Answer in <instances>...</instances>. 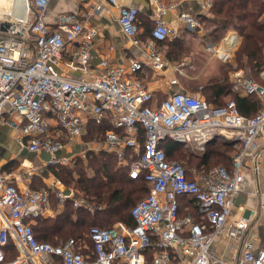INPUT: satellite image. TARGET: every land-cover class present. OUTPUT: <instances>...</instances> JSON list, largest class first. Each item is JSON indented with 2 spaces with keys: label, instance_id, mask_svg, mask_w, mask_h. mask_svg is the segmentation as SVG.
I'll return each mask as SVG.
<instances>
[{
  "label": "built area",
  "instance_id": "obj_1",
  "mask_svg": "<svg viewBox=\"0 0 264 264\" xmlns=\"http://www.w3.org/2000/svg\"><path fill=\"white\" fill-rule=\"evenodd\" d=\"M49 1H27L32 20L6 15L0 19V24L15 27L9 33L0 32V120L5 115L19 117L21 145L30 153L48 154V166L84 159L85 154L61 153L83 143L88 122L102 125L108 121L115 130L105 133L102 149L113 153L122 165H126L128 154L135 156L128 165L129 176L142 175L149 191L130 211L133 227L117 223L111 228L89 229L90 252L73 240L57 246L38 242L31 225L45 217L52 198L60 208L71 201L73 208L93 214L94 206L73 191H65L58 182L42 190L19 189V176L0 171V264H264V248L247 238L250 221L232 218L243 171L250 163L257 173L264 149L258 144L264 141V85L231 74L233 92L259 102L252 118L242 116L233 99L216 108L183 91L157 103L136 75L145 69L164 75L169 67L161 44L177 36V30L164 21L174 6L152 0V26L142 39L137 8L119 6L117 0H95L83 15L62 16L49 26L43 22ZM212 2L198 0L199 15L206 16ZM113 9L121 32L142 50L144 58L125 64L100 58L93 64L96 31L89 19ZM177 20L192 32L203 29L199 17L189 12L179 13ZM232 33L238 40L231 52H218L228 33L217 47H210L223 62L230 60L239 42V36ZM260 76L264 81V73ZM169 84L176 85L177 80L171 79ZM215 138L238 140L230 170L219 166L206 172H187L160 147L169 139L184 147L195 144L203 153L206 143ZM184 198L193 200L197 217L179 216ZM261 214L264 216V206ZM220 239L235 247L228 259L214 255V245ZM10 246L15 251L13 259L8 258Z\"/></svg>",
  "mask_w": 264,
  "mask_h": 264
},
{
  "label": "trees",
  "instance_id": "obj_2",
  "mask_svg": "<svg viewBox=\"0 0 264 264\" xmlns=\"http://www.w3.org/2000/svg\"><path fill=\"white\" fill-rule=\"evenodd\" d=\"M262 14H264V3L261 0H213L209 15L198 17L204 26L213 27L207 33V39L210 40L207 42L208 47H217L227 32L233 31L242 39L236 53L237 67L235 68H250L253 72L260 73L264 70V19L261 18ZM151 26L152 23L149 29ZM180 42L176 38L161 44L169 48L168 53L165 54L168 60L176 61L182 57L184 52ZM234 44L233 42V46ZM201 87L202 92L200 93L203 97L196 98H204L213 107H221L226 102L225 98L231 97L230 99L236 103L238 112L246 118L254 117L259 109L257 98L242 97L233 92L226 69L220 80L207 82ZM86 127L88 134L84 142L94 144L98 142L101 145L104 142L105 133L115 130L108 121L102 125L88 122ZM117 132L121 134V131ZM142 134L143 131L139 128V136L141 137ZM140 142H142L141 138ZM208 145L202 154L192 156L195 160L193 168L196 171L206 172L220 166L230 170L237 145L229 144L221 138H215ZM160 147L165 148L171 158H182L178 151L183 147L182 144L166 139L160 143ZM85 158L86 163L80 158H75L73 169H62L64 166L54 165H50L47 169L65 188H73L87 203L94 206V213H89L83 208H73L72 202H66L62 211L53 218H40L31 225L33 236L38 242L57 246L67 240H73L79 246L87 244L91 252L92 243L88 237L91 227L111 228L117 223L127 227L134 226L130 211L147 196L149 191V186L142 175L137 178L129 176L128 165L135 160V156L128 154L126 165H122L113 153L99 148L97 152L87 151ZM211 159H216L217 163H221V160L228 161V165H210ZM185 168L187 172H190V169ZM192 203L194 204L193 200L189 198L182 199L180 217L187 215L197 217ZM184 206L189 208V212L185 213L182 210ZM261 247L264 248V245L261 244ZM81 252L86 253L85 250ZM14 257L15 251L10 246L8 258L13 259Z\"/></svg>",
  "mask_w": 264,
  "mask_h": 264
},
{
  "label": "crops",
  "instance_id": "obj_3",
  "mask_svg": "<svg viewBox=\"0 0 264 264\" xmlns=\"http://www.w3.org/2000/svg\"><path fill=\"white\" fill-rule=\"evenodd\" d=\"M27 1L28 0H0V19L4 18L6 15L18 20H32L31 12H28L27 9ZM94 1L95 0H50L43 17V22L46 25L54 26L56 21L62 16H81L91 9ZM161 1L166 6H174L169 9L165 15L164 21L167 25L177 30V36L174 39L177 38V40L181 41L180 46H182L184 54L176 61L168 60V58L165 57L169 63V67L164 71V75H157L145 69L139 72L136 78L152 92L158 103L174 92L183 91L196 97L199 92L188 85V82L184 81V79L188 78V74H191L193 72L192 70H195L190 60L195 57L198 58V55L201 56V53L197 51V42L195 40L197 37L205 39L206 34L212 30L213 27L208 28L203 24V29L200 32H192L187 29L183 23L177 20V15L181 12H189L199 16L200 8L198 0ZM117 3L119 6L134 7L139 10V24L141 28L140 38L144 39L147 37L150 31L149 25L152 23L151 18L155 14L152 0H117ZM207 15H209V13ZM116 19V9H113V11L108 14H93L90 17L89 23L96 31V38L94 41L95 58L93 64H97L100 58H107L114 64H125L130 60L144 58L142 50L132 45L131 40L121 32ZM230 32L231 33L227 32L228 34L223 39L220 46L231 48L233 47V40L237 42V36L232 33L233 31ZM109 47H112V49H109ZM218 52L223 54L221 50H218ZM206 59L207 57L201 62L203 64V67H201L202 74H199L198 67V75L193 77V79H199L201 75L203 76L205 75L204 73L207 72V82L220 80L224 76V62L212 56ZM213 61H215L214 65L209 66ZM71 74L76 77L79 73L73 72ZM228 78L229 84L231 85L230 74ZM171 79H176L177 84L170 85L169 81ZM225 101H227V98ZM19 124V117L16 115H5L0 120V171L11 172L14 173L15 176H19L16 182L19 189L28 188L31 190H42L54 182H58L61 186L60 181L48 171L47 168L49 166L47 165V158L45 155L30 153L21 145L19 141L20 134L17 130ZM258 144L259 146L264 145V141L260 140ZM93 145L95 144L83 141V143L74 145L73 147H67L61 154L77 156L79 154L86 155L87 151L94 150L97 152L96 149L99 148L95 146V149ZM84 146H87V149H85ZM246 167L247 169L243 171L244 179L241 184V191L234 201L232 218L248 219L250 221V227L247 232V238L254 241L255 246H261L262 241H264V216L261 214V208L264 206V149H262L259 157L257 174L250 169V163H248ZM61 187L65 191H73L64 186ZM73 192L78 195L75 191ZM192 206L194 209L196 208L193 203ZM182 208L185 213L189 212V208L185 206ZM62 209L63 208L58 206L55 199L52 198L50 207L46 211L43 219L53 218L57 213H60ZM233 248L235 249L232 242L226 239H220L214 245V255L218 258L228 259L233 254ZM10 255H13V253H10Z\"/></svg>",
  "mask_w": 264,
  "mask_h": 264
},
{
  "label": "rangeland",
  "instance_id": "obj_4",
  "mask_svg": "<svg viewBox=\"0 0 264 264\" xmlns=\"http://www.w3.org/2000/svg\"><path fill=\"white\" fill-rule=\"evenodd\" d=\"M27 9H28V4H27ZM195 41L197 42V51H199V53H201V56L202 57L198 55V58L195 57V58H192L190 60V62H192V65H194L195 70H192L193 72L191 74L189 73L188 74V78H185L184 81H187L188 82V85H190L191 87H193L196 90H198L199 93H198V95L196 97H203L202 94L200 93V92H202L201 89H200V87L203 86V85H205L206 82L208 81L207 80L208 78L206 76L208 74H207V72H205L204 73L205 75H203V76L201 75V77L199 79H193V77H195V76L198 75L197 74V68L198 67H199L198 70L200 72L199 74H202L201 73V69H202L201 67H203L202 66L203 64L201 63L202 60H205L206 57L208 59L209 56H212V57H217V56L213 53V51H214L213 48L207 47V45H208L207 42L210 41V40L207 39V34H206V38L205 39H202L201 37H197V39ZM233 42L236 43L235 40H233ZM241 42H242V39L239 37L238 45L235 48V50L233 52V55L231 56L230 60L228 62H224L223 63L224 68L226 69L228 75L230 74V77H231V74L235 72L236 74H238L239 76H241L243 78L252 77V78H254L255 81H257L258 83L264 85V81H262L261 76H260L261 73H264V70H262V72H260V73H255L252 70H250V68H241V69H236L235 68V67H237L236 66V62H235L236 61V53H237L238 49L240 48ZM234 46H235V44H234ZM233 47H231V49H233ZM161 49H162L164 55H165V53H168V51H169L168 46L166 47V46L163 45V46H161ZM193 61H194V63H193ZM214 63H215V61L211 62L209 64V66L214 65ZM230 98L231 97H228L227 100H229ZM211 134L214 136L216 133L213 132ZM94 146H97L98 148H100V147L102 148V145L99 144L98 142L95 143ZM208 146L205 147V150L208 148ZM84 148L87 149V146H84ZM178 151H180L179 153L182 155V158H175V157L174 158L173 157L171 158L169 156V160L170 161H175V162H178V163L184 165V167H187L188 169H190V172L191 173H193L194 171H196L193 168V165L195 163V160H193L192 156L195 155V154L196 155L197 154H202V152L201 153L199 152V150L197 149L196 145L191 143V144L188 145V147H184L183 146ZM77 158L82 159L86 163V158H84V159L81 158V157H77ZM76 159L74 161H76ZM74 161L72 163H70V165L64 166L62 169H65V168H67V169L68 168L69 169H73L74 168ZM221 161H222L221 163H217V160L216 159H211L210 160V165H213V166H216V165L226 166V165H228V161L227 162H225L223 160H221ZM61 186H63L62 183H61ZM69 189L74 191L73 188H69ZM262 245H264V243H262ZM83 246H87V244H85V245L83 244Z\"/></svg>",
  "mask_w": 264,
  "mask_h": 264
},
{
  "label": "water",
  "instance_id": "obj_5",
  "mask_svg": "<svg viewBox=\"0 0 264 264\" xmlns=\"http://www.w3.org/2000/svg\"><path fill=\"white\" fill-rule=\"evenodd\" d=\"M11 29H15V27H12L9 23H5V24H0V32H4V33H9L11 32ZM224 140H226L229 144H237L238 143V140L237 139H232V140H228L226 138H224ZM212 141V140H211ZM211 141H208L206 143V146L211 142ZM41 155H45V157L47 158L46 161L47 163L50 161V156L46 153H40ZM56 157H59L60 156V153H57L55 154ZM255 173V172H254ZM257 174V173H255Z\"/></svg>",
  "mask_w": 264,
  "mask_h": 264
},
{
  "label": "bare ground",
  "instance_id": "obj_6",
  "mask_svg": "<svg viewBox=\"0 0 264 264\" xmlns=\"http://www.w3.org/2000/svg\"><path fill=\"white\" fill-rule=\"evenodd\" d=\"M0 11H1V10H0ZM219 50L223 51V54L232 51L231 48H229V47H225V46H220V47H219Z\"/></svg>",
  "mask_w": 264,
  "mask_h": 264
}]
</instances>
